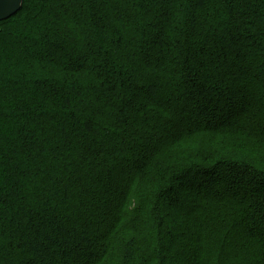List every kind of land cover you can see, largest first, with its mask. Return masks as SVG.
<instances>
[{
	"label": "trees",
	"instance_id": "16d2710c",
	"mask_svg": "<svg viewBox=\"0 0 264 264\" xmlns=\"http://www.w3.org/2000/svg\"><path fill=\"white\" fill-rule=\"evenodd\" d=\"M0 264H264V0L0 22Z\"/></svg>",
	"mask_w": 264,
	"mask_h": 264
},
{
	"label": "water",
	"instance_id": "95a60500",
	"mask_svg": "<svg viewBox=\"0 0 264 264\" xmlns=\"http://www.w3.org/2000/svg\"><path fill=\"white\" fill-rule=\"evenodd\" d=\"M25 0H0V22L19 14Z\"/></svg>",
	"mask_w": 264,
	"mask_h": 264
},
{
	"label": "rangeland",
	"instance_id": "374dc122",
	"mask_svg": "<svg viewBox=\"0 0 264 264\" xmlns=\"http://www.w3.org/2000/svg\"><path fill=\"white\" fill-rule=\"evenodd\" d=\"M158 96V95H157ZM155 97V96H154ZM178 215H179V213H177ZM180 216H182L183 217V223L182 224H184L183 225V227H182V231L184 232V233H187L189 230V226H190V224H189V221H188V219H186V217H184L183 215H180ZM185 218V219H184ZM194 230V229H193ZM199 232V230H197L196 228H195V230H194V233H198ZM187 242V241H186ZM185 244V243H184ZM186 246H187V251H190V252H192L194 249H195V244H193V242H187L186 243Z\"/></svg>",
	"mask_w": 264,
	"mask_h": 264
}]
</instances>
